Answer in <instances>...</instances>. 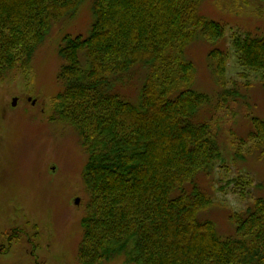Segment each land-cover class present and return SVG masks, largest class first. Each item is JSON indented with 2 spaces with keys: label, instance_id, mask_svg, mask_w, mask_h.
Here are the masks:
<instances>
[{
  "label": "trees",
  "instance_id": "16d2710c",
  "mask_svg": "<svg viewBox=\"0 0 264 264\" xmlns=\"http://www.w3.org/2000/svg\"><path fill=\"white\" fill-rule=\"evenodd\" d=\"M84 2L0 0V75L27 68L53 27ZM202 2L93 0L88 35L59 47L56 113L87 152L80 264H264V196L227 211L230 235L209 218L222 209L204 185L223 159L214 122L252 85L228 87L225 27L201 12ZM207 44L210 83L196 86L203 67L193 58ZM232 46L264 85V31L235 36ZM132 82H140L136 103L123 96ZM245 120L250 130L234 155L264 160V120ZM233 182L253 185L241 176Z\"/></svg>",
  "mask_w": 264,
  "mask_h": 264
},
{
  "label": "rangeland",
  "instance_id": "374dc122",
  "mask_svg": "<svg viewBox=\"0 0 264 264\" xmlns=\"http://www.w3.org/2000/svg\"><path fill=\"white\" fill-rule=\"evenodd\" d=\"M92 2L85 0L74 17L53 27L27 68L0 75V264H80L87 152L76 128L57 115L56 97L62 92L59 47L65 37L88 35ZM201 12L225 27L221 45L228 52V87L252 85L251 92L246 90L248 96L232 100L230 109L217 114L220 124L214 122L221 129L223 159L210 184L204 185L213 187L217 208H222L209 218L223 236L234 233L227 211H242L264 196V160L248 156L245 161L234 155V143L246 139L250 130L245 117L251 114L264 120V85L259 72L240 64L232 46L235 36L264 31V0H203ZM212 47L200 46L193 58L203 67L196 86L210 83L207 55ZM124 93V98L138 102L140 82H132ZM242 146L247 153L251 142ZM240 176L252 179L253 185H236L233 181ZM105 264L126 263L119 258Z\"/></svg>",
  "mask_w": 264,
  "mask_h": 264
},
{
  "label": "water",
  "instance_id": "95a60500",
  "mask_svg": "<svg viewBox=\"0 0 264 264\" xmlns=\"http://www.w3.org/2000/svg\"><path fill=\"white\" fill-rule=\"evenodd\" d=\"M16 103H17V97L14 98V100H13V105H16ZM80 201H81L80 197H77V198L75 199V203H76V204H79Z\"/></svg>",
  "mask_w": 264,
  "mask_h": 264
}]
</instances>
